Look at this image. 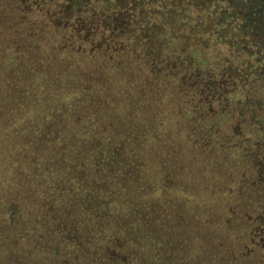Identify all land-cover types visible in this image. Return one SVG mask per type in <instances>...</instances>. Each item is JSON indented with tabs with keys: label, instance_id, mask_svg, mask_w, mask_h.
I'll use <instances>...</instances> for the list:
<instances>
[{
	"label": "trees",
	"instance_id": "1",
	"mask_svg": "<svg viewBox=\"0 0 264 264\" xmlns=\"http://www.w3.org/2000/svg\"><path fill=\"white\" fill-rule=\"evenodd\" d=\"M261 6L0 0V257L264 264Z\"/></svg>",
	"mask_w": 264,
	"mask_h": 264
},
{
	"label": "flooded vegetation",
	"instance_id": "2",
	"mask_svg": "<svg viewBox=\"0 0 264 264\" xmlns=\"http://www.w3.org/2000/svg\"><path fill=\"white\" fill-rule=\"evenodd\" d=\"M258 4H262V3H255L254 6H256ZM256 11H257L258 19H259L258 26H259V29H260V34L264 35V16H262L264 14V7L261 6V8H259Z\"/></svg>",
	"mask_w": 264,
	"mask_h": 264
},
{
	"label": "rangeland",
	"instance_id": "3",
	"mask_svg": "<svg viewBox=\"0 0 264 264\" xmlns=\"http://www.w3.org/2000/svg\"><path fill=\"white\" fill-rule=\"evenodd\" d=\"M0 264H10V263H6V262L0 257Z\"/></svg>",
	"mask_w": 264,
	"mask_h": 264
}]
</instances>
